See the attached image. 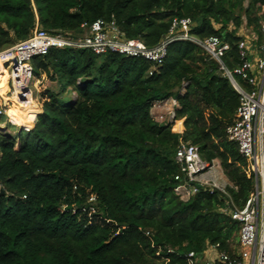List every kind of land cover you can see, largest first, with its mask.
<instances>
[{
  "label": "trees",
  "instance_id": "16d2710c",
  "mask_svg": "<svg viewBox=\"0 0 264 264\" xmlns=\"http://www.w3.org/2000/svg\"><path fill=\"white\" fill-rule=\"evenodd\" d=\"M263 8L264 0H0V51L35 28L77 37L96 19L153 47L174 19L186 18L195 39L228 44L222 61L233 70L241 25L252 36L248 58L262 55ZM30 64L57 88L42 91L28 128L0 113V264H188L189 252L201 260L213 245L235 255L238 225L223 209L242 207L253 190L225 133L239 97L195 42L171 41L156 67L70 47ZM170 97L174 120L155 121L151 103ZM181 143L195 145L207 163L218 160L227 195L199 186L179 199Z\"/></svg>",
  "mask_w": 264,
  "mask_h": 264
},
{
  "label": "built area",
  "instance_id": "2783aa9c",
  "mask_svg": "<svg viewBox=\"0 0 264 264\" xmlns=\"http://www.w3.org/2000/svg\"><path fill=\"white\" fill-rule=\"evenodd\" d=\"M189 27V19H174L168 35L153 47H145L139 39L125 38L113 21L103 19L82 24V33L77 37L65 32L54 34L35 28L26 39L0 51V66L7 70L12 97L23 104L32 100L31 83L34 75L30 60L34 56L45 55L51 48L85 49L97 55L116 53L142 58L156 67L162 63L171 41L195 42L209 59L217 63L220 74L228 79L238 94L239 104L234 121L226 127L225 133L227 139L236 144L245 160L242 170L247 177L252 178L253 190L242 207L230 203L223 209L238 225L235 255L218 252L213 245L209 247L214 250V255L207 257L205 250L201 260L189 252L188 264H264V46L260 49L261 56L253 54L250 59L248 54L254 53L250 44L252 36L244 37L238 44L241 63L229 70L222 61L229 49L228 44L216 36L204 40L195 39L189 33ZM261 28L264 31V18ZM186 84L182 83L179 90L181 93ZM21 95L24 100L20 98ZM177 106L173 97L154 100L150 113L157 122L171 123ZM175 160L180 166L175 179H182L174 188L179 199L187 200L197 192L199 186L206 187L209 192L218 191L227 195L228 182L218 160L214 159L211 163L203 161L198 148L189 143L179 144Z\"/></svg>",
  "mask_w": 264,
  "mask_h": 264
},
{
  "label": "rangeland",
  "instance_id": "374dc122",
  "mask_svg": "<svg viewBox=\"0 0 264 264\" xmlns=\"http://www.w3.org/2000/svg\"><path fill=\"white\" fill-rule=\"evenodd\" d=\"M238 32L244 37L250 38V32L245 28L244 25H241ZM5 71L7 72V70ZM0 75H3V73ZM3 76L4 77L0 79L4 85L3 91L0 92V112L4 114L6 120L9 123L18 126L19 128H28V126L30 127L36 114L40 112V97L42 91L45 88L55 90L57 88V83L55 81L46 79L44 76L43 79L34 76L31 83L32 102L29 103V101H27L22 104L19 103L18 99L12 97V88L9 83L8 74ZM65 95H68L71 98L75 96V94L71 92L65 93ZM4 123L5 122H2L1 126H3ZM205 253L207 257H211L214 255V250L209 247Z\"/></svg>",
  "mask_w": 264,
  "mask_h": 264
},
{
  "label": "bare ground",
  "instance_id": "6f19581e",
  "mask_svg": "<svg viewBox=\"0 0 264 264\" xmlns=\"http://www.w3.org/2000/svg\"><path fill=\"white\" fill-rule=\"evenodd\" d=\"M0 64H1V62H0ZM5 70H6V69L1 65V66H0V74L3 73V75H6L7 72H6Z\"/></svg>",
  "mask_w": 264,
  "mask_h": 264
},
{
  "label": "water",
  "instance_id": "95a60500",
  "mask_svg": "<svg viewBox=\"0 0 264 264\" xmlns=\"http://www.w3.org/2000/svg\"><path fill=\"white\" fill-rule=\"evenodd\" d=\"M23 91H26V89L23 90ZM20 98H21L22 100H24V98L22 97V95L20 96ZM2 193H3V190H0V194H2Z\"/></svg>",
  "mask_w": 264,
  "mask_h": 264
},
{
  "label": "crops",
  "instance_id": "0c3cea01",
  "mask_svg": "<svg viewBox=\"0 0 264 264\" xmlns=\"http://www.w3.org/2000/svg\"><path fill=\"white\" fill-rule=\"evenodd\" d=\"M209 248V247H208ZM206 251H207V249H206Z\"/></svg>",
  "mask_w": 264,
  "mask_h": 264
}]
</instances>
